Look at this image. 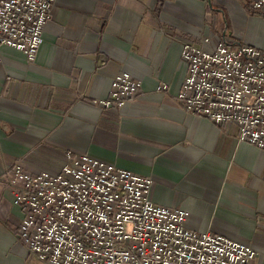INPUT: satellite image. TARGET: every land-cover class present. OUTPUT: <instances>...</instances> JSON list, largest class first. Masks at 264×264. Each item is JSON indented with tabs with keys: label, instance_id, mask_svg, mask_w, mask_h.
<instances>
[{
	"label": "crops",
	"instance_id": "1",
	"mask_svg": "<svg viewBox=\"0 0 264 264\" xmlns=\"http://www.w3.org/2000/svg\"><path fill=\"white\" fill-rule=\"evenodd\" d=\"M50 17L32 59L0 49V264H38L16 241L22 211L1 185L5 171L55 170L67 151L150 176L152 202L185 210L194 230L250 244V264H264V150L175 100L181 43L264 50V9L249 0H55ZM121 70L138 92L120 108L93 106Z\"/></svg>",
	"mask_w": 264,
	"mask_h": 264
},
{
	"label": "built area",
	"instance_id": "2",
	"mask_svg": "<svg viewBox=\"0 0 264 264\" xmlns=\"http://www.w3.org/2000/svg\"><path fill=\"white\" fill-rule=\"evenodd\" d=\"M54 2L0 0V49L12 47L32 59ZM249 7L264 9V0H249ZM180 58L186 74L175 100L190 114L234 125L239 140L264 150V50L203 37L183 41ZM110 85L93 106L122 107L140 82L121 70ZM152 182L67 151L55 170L14 163L1 185L22 211L16 241L38 264H250V244L188 227L185 210L152 202Z\"/></svg>",
	"mask_w": 264,
	"mask_h": 264
}]
</instances>
